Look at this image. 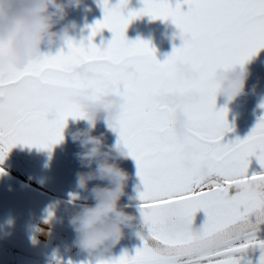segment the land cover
Listing matches in <instances>:
<instances>
[{"label": "snow or ice", "instance_id": "1", "mask_svg": "<svg viewBox=\"0 0 264 264\" xmlns=\"http://www.w3.org/2000/svg\"><path fill=\"white\" fill-rule=\"evenodd\" d=\"M142 3L125 16L128 0L111 6L99 0L103 19L89 27L87 45L69 39L66 51L42 54L22 70H0V163L17 145L51 151L62 142L68 118H86L72 102L74 95L89 88L97 95H123L127 103L112 130L135 161L143 186L139 210L148 233L137 234L143 246L134 256L125 252L99 264H238L234 254L249 246L261 249L258 264H264V241L255 235L264 223V171L249 173L253 156L264 169V116L244 140L222 143L233 129L227 108L216 110L211 78L216 69L243 66L264 48V0H183L186 12L179 2L175 7L168 0ZM144 15L171 19L180 30L181 46H174L163 63L149 42L125 36L131 21ZM103 29L112 39L97 46L92 40ZM178 62L192 65L199 79L180 78ZM77 63L97 76L73 71ZM175 90L200 93L198 102L184 105L190 126L183 140L174 133L178 109L158 100L161 92ZM204 169L210 182L201 177ZM199 210L206 216V246L170 227L172 220L191 222Z\"/></svg>", "mask_w": 264, "mask_h": 264}, {"label": "clouds", "instance_id": "2", "mask_svg": "<svg viewBox=\"0 0 264 264\" xmlns=\"http://www.w3.org/2000/svg\"><path fill=\"white\" fill-rule=\"evenodd\" d=\"M82 6L87 8L84 0H0V70H7L9 66L22 70L42 56L43 48L65 45L71 39L69 33L75 22L64 21L69 10ZM175 68L182 79H199V72L190 64L178 62ZM72 70L89 79L97 76L80 63L73 65ZM249 75L245 67L234 65L216 69L211 78L216 94L231 102L245 94ZM199 99L198 90L164 91L158 96L159 102L178 109L174 116V133L180 140L188 135L190 126L184 105L196 103ZM72 102L85 113L83 120L87 122L85 129L78 128L69 133L72 142L78 143L81 149L76 157L81 167L87 169L76 173L75 188L90 192L94 203H85L73 211L68 224L75 233L77 248L87 253H99L102 257L120 243L125 229L136 228L137 218L124 210L127 205H120L121 198L126 195L129 174L115 161L129 157L126 147L116 143L104 150V133L94 136L92 132L98 121H103L110 130L118 127L127 99L114 93L97 95L94 89L89 88L74 95ZM186 163L190 166V161ZM201 177L210 182L207 169L201 171ZM96 180L107 184H95L89 189V182ZM170 227L190 236L198 246L207 245L204 223L194 227L193 220H172Z\"/></svg>", "mask_w": 264, "mask_h": 264}, {"label": "water", "instance_id": "3", "mask_svg": "<svg viewBox=\"0 0 264 264\" xmlns=\"http://www.w3.org/2000/svg\"><path fill=\"white\" fill-rule=\"evenodd\" d=\"M83 204L38 189L3 169V173L0 174V243L55 264H69V261L72 264H99L101 260L118 259L125 252L129 256H134L136 249L143 246L140 236L146 237L148 228L142 222L140 204L127 205L124 209L136 216V228L125 229L124 238L120 243L102 257L99 253L83 252L75 245L69 248L57 247L37 237L43 233L31 225L50 229L74 241L75 233L68 224V217ZM123 206L125 205H121ZM205 219L203 210L197 211L193 217L194 227L203 224ZM249 220L255 224V215H251ZM24 222L31 224L24 226ZM10 223L18 227L9 226ZM257 228L255 235L263 233L264 223L257 225Z\"/></svg>", "mask_w": 264, "mask_h": 264}, {"label": "rangeland", "instance_id": "4", "mask_svg": "<svg viewBox=\"0 0 264 264\" xmlns=\"http://www.w3.org/2000/svg\"><path fill=\"white\" fill-rule=\"evenodd\" d=\"M90 2L91 0L89 1V3ZM109 2L116 4L118 3V0H109ZM169 4L171 5L172 2H170ZM84 5H89V4H86L85 1ZM128 5L133 6L136 11L143 6V3L142 0H132L128 2ZM83 7L84 6H82L81 9ZM131 11H133L132 8ZM79 17L80 16H77L76 18L78 19ZM68 19L69 21H73V18L70 20V16H68ZM96 21L99 20L96 18L93 19V24ZM125 36L129 41H134L135 38L134 20H132L131 23L128 25L125 32ZM149 38H152L150 33H149ZM92 42L95 43L97 46H100L102 42L101 37H98V35H96L92 40ZM106 43L107 41L103 43L105 44L104 46H106ZM58 51H60L59 48ZM42 52L43 54H46V50H42ZM171 52L172 50L169 51L168 55H170ZM263 61H264V48L260 49L258 54L251 57V59L248 60L243 65V67H245L248 70L250 75L255 73L257 69H259L261 73H264ZM236 67L239 68L240 65H236ZM224 101H225L224 97L216 96V105L222 107ZM219 109H220L219 107H216V110ZM235 124L233 123L229 124L232 127L234 126L233 127L234 129L232 128L233 129L232 131L225 134V136L233 135V140H227L226 137H223L222 143L234 142L236 141L235 139L237 138V136L243 134V132L239 131L238 122H235ZM86 127H87V122L85 120L83 119L73 120L71 117H69L66 123V127L63 130V137H64L63 141L53 145L51 151L40 150L36 147L17 145L8 152L3 163H0V166L7 168L9 171H11V173H17L24 179L25 182L32 183L33 181L38 186H40V178H47L46 183L43 184L47 188L46 190L51 191L54 194H58L62 197L68 198L74 202L93 204L94 201L90 196V192L80 191L75 188L76 173L78 171H87V169L81 167V164L76 157V153L81 151V149L78 143L74 145L75 143L72 142L71 137L69 135L70 132H73L78 128L85 129ZM235 132H236V136H235ZM100 133H104V137H105L106 147L104 150H107V146L114 145L117 143L118 140L117 134L112 130L108 129L103 121H98L96 123L92 135L98 136L100 135ZM253 157L249 158L250 160L249 173H254L259 170H264L261 169L260 165L256 163L257 161L255 162V158L253 160L251 159ZM115 162L118 164L119 167L124 169L129 174V180L125 188L126 195L121 198L120 204L122 203L140 204V201L138 199V191H143V186L137 176V168L135 161L131 157H128L127 159H119ZM14 163L19 164V166L20 165L22 166L16 167V164ZM94 166L95 165H93V167ZM40 169H42V171H48L49 169V171L55 173L58 177L54 178L52 176L40 175V171H39ZM58 170H69L70 172L68 174H57L56 172ZM95 184H100L101 186H104L107 184V182L98 181V180L90 181L89 189H91V187L94 186ZM256 238L260 241H264V232L259 235H256ZM256 249L257 248H250L242 252L254 251ZM259 257L260 255L259 256L252 255L250 257L237 258V260H238V264H258Z\"/></svg>", "mask_w": 264, "mask_h": 264}, {"label": "flooded vegetation", "instance_id": "5", "mask_svg": "<svg viewBox=\"0 0 264 264\" xmlns=\"http://www.w3.org/2000/svg\"><path fill=\"white\" fill-rule=\"evenodd\" d=\"M86 1L87 8L83 7L82 9L77 10H69L70 20L73 18L74 26L70 29V38L74 40L77 44L83 42L87 45L88 40L87 37L90 35L89 27L93 25V19H100L103 18L102 8L99 4V0H84ZM132 1V0H128ZM172 2L171 6L175 7V5L179 2L183 7L181 8L182 11H187V5L183 3V0H175L170 1ZM109 5H114L112 2H109ZM143 7V6H142ZM141 7V8H142ZM135 11L133 6H129L123 10V14L126 16L129 11ZM77 16H80L78 19ZM69 19L64 21V23H69ZM135 25V38L134 41L137 39H141L143 41L149 42L150 46L155 49L156 59L163 63L165 59L169 56L168 53L170 50H173V47H180L182 44V40L180 38V30L172 23L171 19L164 21V20H151L147 15L140 16L137 19H134ZM149 33L151 34L152 38H149ZM98 37H101V40L104 42H108L112 39V33L109 32L107 29L101 30L98 34ZM94 39V38H93ZM105 45V44H103ZM107 45V43H106ZM58 48L61 50L63 49L66 51V47L63 46H55L51 49L45 48L42 50H46V55H53L56 54ZM264 63V61H263ZM219 97V95H217ZM264 103V73H261L259 69L255 71V73L248 76V79L245 84V94L237 97L235 100L231 102H223V106L219 108H227V119L228 123L235 124L238 122L239 131L243 132L237 136V139L244 140L251 132L253 127L258 122V118L264 116V108L260 107V104ZM236 125V124H235ZM234 127V126H233ZM232 127V128H233ZM234 129V128H233ZM239 132V133H240ZM236 136V132H235ZM227 140H233V135H226ZM231 138V139H230ZM75 143L74 145H76ZM255 157L251 158L252 160ZM255 158V162H256ZM258 164V162H256ZM16 164V163H14ZM19 164H16V167H21ZM5 171L9 172L13 176L19 178L20 180L24 181V179L18 175L17 173H11L7 168L0 166ZM18 170V169H17ZM40 175L43 176H52L57 178L58 176L49 171H42L39 170ZM264 170H259L257 172H262ZM20 172V171H19ZM69 170H58L57 174H68ZM51 177V179H52ZM47 178H40V186L32 181V183H28L38 189L46 191L52 195H56L62 197L58 194H54L51 191L46 190L47 188L43 185L46 183ZM25 182V181H24ZM64 199L70 200L68 198L62 197ZM71 201V200H70ZM120 205H131L129 203H122ZM250 248H257L254 251H247V252H238L235 253V258H244L250 257L252 255L259 256L261 254V249L258 246H249L248 248L244 249L246 251ZM0 264H55L49 261L40 260V258H36L17 250H13L3 244L0 243Z\"/></svg>", "mask_w": 264, "mask_h": 264}, {"label": "bare ground", "instance_id": "6", "mask_svg": "<svg viewBox=\"0 0 264 264\" xmlns=\"http://www.w3.org/2000/svg\"><path fill=\"white\" fill-rule=\"evenodd\" d=\"M30 224L31 223H27V222L23 223L24 226H29ZM11 225L15 228L18 227V225H16V224L10 223L9 226H11ZM31 226H33L39 232L41 231L43 233L41 235L38 234L37 237L39 239L43 240L44 242L48 243V244H52V245L57 246V247L61 246L62 248H69L71 245H75L74 241H72L71 239L67 238L66 236H64L58 232L52 231L50 229L41 228L38 225H31Z\"/></svg>", "mask_w": 264, "mask_h": 264}]
</instances>
